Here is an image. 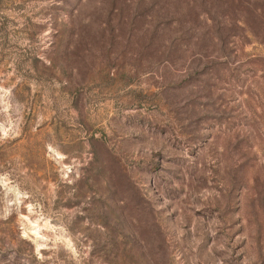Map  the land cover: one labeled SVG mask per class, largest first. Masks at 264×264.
Masks as SVG:
<instances>
[{
    "label": "rangeland",
    "instance_id": "obj_1",
    "mask_svg": "<svg viewBox=\"0 0 264 264\" xmlns=\"http://www.w3.org/2000/svg\"><path fill=\"white\" fill-rule=\"evenodd\" d=\"M0 264H264V0H0Z\"/></svg>",
    "mask_w": 264,
    "mask_h": 264
}]
</instances>
